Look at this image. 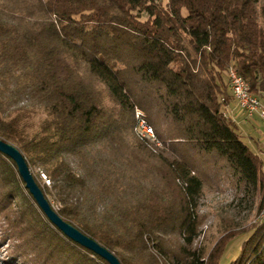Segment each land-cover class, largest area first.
<instances>
[{"label": "trees", "instance_id": "trees-1", "mask_svg": "<svg viewBox=\"0 0 264 264\" xmlns=\"http://www.w3.org/2000/svg\"><path fill=\"white\" fill-rule=\"evenodd\" d=\"M231 67L264 95V0H0V138L122 264H264V219L248 224L263 161L224 111ZM137 110L166 138L159 152L135 134ZM217 179L233 199L202 213ZM0 184V216L18 198L23 215L0 226L9 264H110L50 222L2 152ZM209 215L221 234L208 250Z\"/></svg>", "mask_w": 264, "mask_h": 264}, {"label": "rangeland", "instance_id": "rangeland-1", "mask_svg": "<svg viewBox=\"0 0 264 264\" xmlns=\"http://www.w3.org/2000/svg\"><path fill=\"white\" fill-rule=\"evenodd\" d=\"M138 113L142 114L141 117H143V113H141L140 110H137L136 118L139 116ZM40 117H42V115H38V116L35 117V119H34L35 123L38 122ZM153 129H154V132H155V136L147 137V138H144V139L148 140V142L153 145L152 149L156 150V152H159L160 149H163V148L166 147V144L163 141V139L165 137H163V139H161L158 136V134L156 133L157 128L153 127ZM163 129L165 130L164 126L161 127V130H163ZM134 132H135V134L138 135V124H136ZM3 167L4 166H2V168ZM30 169H31L33 175H35L36 178L41 182V184H43V185L45 184V185H47L49 187L52 185L51 181L48 182L49 177H47V179H45V175H44L45 173L40 168L33 167V168H30ZM39 175H40V177H39ZM217 181L219 182L218 179H217ZM217 181L212 182V184H214V185H212V191L208 190V191L205 192L206 196L203 199L204 202H203V204L200 207L202 213H207V214L213 213L214 214V212L216 210V206L218 204H220L221 202L226 204V203L231 202L232 199H233V193H232L233 190H232V188L230 186H228L227 184H225V183H220L221 181L219 183ZM6 188H7V185L0 184V198H1L2 195L5 194L4 192L6 191ZM20 189H21V186H20ZM11 200L13 201V198ZM19 202L20 201H19V198H18L12 203L11 208H9L8 215H7V218H9V219L5 218V213H3L0 216V226L3 225V227H6L5 225H8V222H9L11 225L16 227L17 226L16 224L20 223L19 220H21V218H23V215H21V212H19L17 210V207H18L17 205H18ZM24 209H26V208H24ZM259 215H260V213L257 216L252 215V217L248 221V224L254 223L255 221L259 220L260 219L258 217ZM217 223H218L217 218H213L210 215L208 216V218H207V220H206V222H205V224H204V226L202 228V232H201V234H200V236H199V238L197 240L198 246H201V245L204 246L205 245L208 250L210 248H212L213 246H215V243L217 242V240H218V238L220 237V234H221L217 230ZM0 234H1V230H0ZM17 238H18V236H17ZM23 239H24L23 237L20 238V240H23ZM241 240L242 239L239 238L238 241H235L232 245H230V248L228 249V252H229L230 256H234L235 253H237V251H238L237 249H238V246H239ZM8 247H10V242L9 241H7L6 243H0V264H9L7 262V260H6L8 258V253H9L8 252ZM226 258H227V255H225L223 257L222 261L225 262ZM17 264H21V263H17Z\"/></svg>", "mask_w": 264, "mask_h": 264}, {"label": "water", "instance_id": "water-1", "mask_svg": "<svg viewBox=\"0 0 264 264\" xmlns=\"http://www.w3.org/2000/svg\"><path fill=\"white\" fill-rule=\"evenodd\" d=\"M0 152L6 154L16 162L19 173L25 181L27 189L31 192L35 201L53 225L71 240L93 251L107 260L110 264H122L114 253L99 244L96 240L84 234L75 225L66 221L58 214L46 197L42 188L36 182L26 158L17 146L0 138Z\"/></svg>", "mask_w": 264, "mask_h": 264}, {"label": "crops", "instance_id": "crops-1", "mask_svg": "<svg viewBox=\"0 0 264 264\" xmlns=\"http://www.w3.org/2000/svg\"><path fill=\"white\" fill-rule=\"evenodd\" d=\"M224 111L236 124L242 139L262 159L264 170V120L258 115L252 118L248 117L247 114L240 109L235 98L231 99Z\"/></svg>", "mask_w": 264, "mask_h": 264}, {"label": "built area", "instance_id": "built-area-1", "mask_svg": "<svg viewBox=\"0 0 264 264\" xmlns=\"http://www.w3.org/2000/svg\"><path fill=\"white\" fill-rule=\"evenodd\" d=\"M228 78L230 80L233 96L237 100L240 109L245 112L248 117L252 118L258 115L264 120V95H256L251 89L247 88L246 82L240 79V74L233 67L228 71ZM45 179H47L46 175ZM48 182H50V179H48ZM259 218L264 219V205L261 209Z\"/></svg>", "mask_w": 264, "mask_h": 264}, {"label": "bare ground", "instance_id": "bare-ground-1", "mask_svg": "<svg viewBox=\"0 0 264 264\" xmlns=\"http://www.w3.org/2000/svg\"><path fill=\"white\" fill-rule=\"evenodd\" d=\"M240 79L245 81L247 84V88L250 89V86L246 80H244L241 76ZM139 116L137 117V124H138V135L142 138H147V137H153L155 136V132L152 126H150L146 120L141 117L142 114L138 113Z\"/></svg>", "mask_w": 264, "mask_h": 264}]
</instances>
